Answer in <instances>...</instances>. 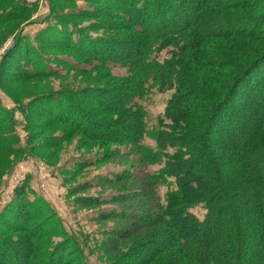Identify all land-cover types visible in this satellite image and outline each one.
<instances>
[{
	"label": "trees",
	"instance_id": "obj_1",
	"mask_svg": "<svg viewBox=\"0 0 264 264\" xmlns=\"http://www.w3.org/2000/svg\"><path fill=\"white\" fill-rule=\"evenodd\" d=\"M1 1L5 9L24 13V21L30 18L19 3ZM84 1L99 6L96 12L105 21H117L107 30L122 36L93 39L91 32L66 21L61 29L52 25L40 32L36 49L24 50L22 42L29 39L15 35L19 49L8 57V69L31 83L58 76L51 68L55 63L74 73L96 71L112 80L111 87L38 95L29 119L36 125L50 121L61 133L54 143L67 129L97 143L127 146L147 166L161 165L150 177L152 187L171 180L176 189L157 212L138 216L153 232L134 247L131 264H264V20L256 26L264 0ZM236 12L257 15L245 18ZM15 19V13L0 18V26L22 23ZM46 50L75 64L49 59ZM164 51L168 58L159 61ZM111 65L127 75L110 78ZM1 70H6L3 65ZM152 88L173 95L148 133L136 101ZM5 115L0 112V125L7 127L0 155L6 159L23 149ZM147 135L155 148L143 144ZM26 186L14 189L0 213V264H67V243L37 250L49 222L41 216L49 209L35 194L28 200ZM197 207L201 220L191 212Z\"/></svg>",
	"mask_w": 264,
	"mask_h": 264
},
{
	"label": "rangeland",
	"instance_id": "obj_2",
	"mask_svg": "<svg viewBox=\"0 0 264 264\" xmlns=\"http://www.w3.org/2000/svg\"><path fill=\"white\" fill-rule=\"evenodd\" d=\"M12 1L19 3L20 9L27 10L30 18L24 21V13L5 9L1 1L0 18H9L15 13V20H22L20 16L23 20L22 23L0 26V112L5 113L8 121H11L17 146L23 150L6 159L0 155V213L13 199L14 189L24 183L27 185L28 200L32 201L33 194H37L49 209L41 216L42 220L47 218L49 222L43 234L46 236L35 243L37 250L49 251L58 243H67L64 259L67 264H131L134 247L140 241H147L153 232L151 227L143 225L138 216L157 212L158 204L163 203L166 194L176 189L171 180L152 187L150 177L162 168L161 165L147 166L139 155L131 154L127 146L97 143L76 133H68L67 129L62 141L54 143L52 140L61 133L51 126L50 121L42 120L36 125L29 119L34 98L38 95L79 92L90 87L98 91L101 87H111L112 80L106 81L96 71L74 73L67 67L52 63L51 68H55L58 76L30 83L14 77L7 65L10 64V54L19 49L18 44L13 43L15 35L20 39H29L22 42L24 50L31 46L36 49L35 37L52 25L61 29L62 23L67 21L83 32H91L90 36L98 39L121 37L120 33L107 30V24L116 26L117 21H105L103 13L96 12L99 6L93 1ZM56 2L59 6L53 10ZM258 8L262 14L258 15L261 17L257 19L256 26L264 20V7L260 5ZM51 11H55L56 18L52 17ZM236 14H243L240 17L245 18H256L257 15L249 12ZM46 53L49 59L64 58L75 64L71 58L60 56L55 51L46 50ZM157 58L162 61L168 58V54L164 51ZM2 65L6 70H1ZM81 67L88 68L85 65ZM111 68L110 78L127 75L120 66L111 65ZM172 95V91L160 93L152 88L142 100L136 101L145 113L148 133L156 128L157 120L163 115ZM91 103L96 104L95 101ZM105 119L112 121L108 116ZM96 120L103 121L102 118ZM6 128L0 125V137L7 135ZM80 128L83 129V126ZM143 144L155 148V142L149 135L144 137ZM7 161L6 167L9 166V169L4 168ZM82 164H85L84 168L80 167ZM191 212L197 219H202L199 207ZM35 225L37 222L29 227L32 229ZM54 226L57 230H53ZM12 238L15 240L16 236ZM37 253L38 259H45L40 251Z\"/></svg>",
	"mask_w": 264,
	"mask_h": 264
},
{
	"label": "crops",
	"instance_id": "obj_3",
	"mask_svg": "<svg viewBox=\"0 0 264 264\" xmlns=\"http://www.w3.org/2000/svg\"><path fill=\"white\" fill-rule=\"evenodd\" d=\"M37 195V194H36ZM38 196V195H37ZM38 197H40V196H38ZM41 198V197H40Z\"/></svg>",
	"mask_w": 264,
	"mask_h": 264
}]
</instances>
